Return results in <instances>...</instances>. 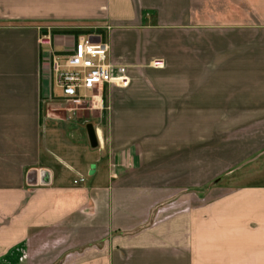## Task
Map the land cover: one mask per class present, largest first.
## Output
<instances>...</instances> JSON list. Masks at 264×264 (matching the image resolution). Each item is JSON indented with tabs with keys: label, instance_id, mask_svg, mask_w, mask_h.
Returning <instances> with one entry per match:
<instances>
[{
	"label": "crops",
	"instance_id": "0c3cea01",
	"mask_svg": "<svg viewBox=\"0 0 264 264\" xmlns=\"http://www.w3.org/2000/svg\"><path fill=\"white\" fill-rule=\"evenodd\" d=\"M75 32L127 84L69 111ZM0 264H264V0H0Z\"/></svg>",
	"mask_w": 264,
	"mask_h": 264
},
{
	"label": "built area",
	"instance_id": "2783aa9c",
	"mask_svg": "<svg viewBox=\"0 0 264 264\" xmlns=\"http://www.w3.org/2000/svg\"><path fill=\"white\" fill-rule=\"evenodd\" d=\"M92 37L98 40H92ZM72 43L65 51H51L50 73L52 83L61 93L63 108L69 111L94 107L101 102L106 84L124 87L127 78L124 69L108 60V45L97 33L71 36ZM42 43L49 44L43 35ZM51 46V43H50ZM80 177L74 183L82 181Z\"/></svg>",
	"mask_w": 264,
	"mask_h": 264
},
{
	"label": "rangeland",
	"instance_id": "374dc122",
	"mask_svg": "<svg viewBox=\"0 0 264 264\" xmlns=\"http://www.w3.org/2000/svg\"><path fill=\"white\" fill-rule=\"evenodd\" d=\"M65 39L66 38H64L63 40H65ZM54 93H55V95H58V96L61 95L60 91L57 88L54 89ZM63 106L64 105L62 104L61 107L63 108ZM87 106L90 107L89 104H87ZM76 110H83V109H76ZM92 111H93V113H95L94 112L95 109H92ZM95 121H96V118H93L91 116L90 117L82 116V117H78V118L76 117L75 118L76 125L79 124L82 127L83 132H84V136H86V137H87V129H86L87 124H94ZM241 172L242 171L238 170V172L234 173L231 176H225V177H223V179L218 183V185H225V184H230V183H232V184H240V183H243L245 181H251V179H248L246 177L241 176L239 174Z\"/></svg>",
	"mask_w": 264,
	"mask_h": 264
},
{
	"label": "water",
	"instance_id": "95a60500",
	"mask_svg": "<svg viewBox=\"0 0 264 264\" xmlns=\"http://www.w3.org/2000/svg\"><path fill=\"white\" fill-rule=\"evenodd\" d=\"M92 40H98V38L92 37ZM86 129H87V135H88V139H89L90 144L92 146H95L96 145V137H95V133H94L92 125L87 124ZM220 179H221V176L217 177L216 179H214L213 183L218 182Z\"/></svg>",
	"mask_w": 264,
	"mask_h": 264
},
{
	"label": "trees",
	"instance_id": "16d2710c",
	"mask_svg": "<svg viewBox=\"0 0 264 264\" xmlns=\"http://www.w3.org/2000/svg\"><path fill=\"white\" fill-rule=\"evenodd\" d=\"M78 32L73 33L74 35H77Z\"/></svg>",
	"mask_w": 264,
	"mask_h": 264
}]
</instances>
